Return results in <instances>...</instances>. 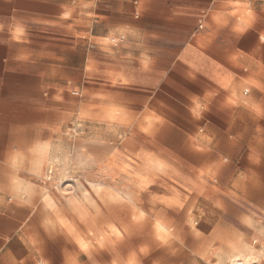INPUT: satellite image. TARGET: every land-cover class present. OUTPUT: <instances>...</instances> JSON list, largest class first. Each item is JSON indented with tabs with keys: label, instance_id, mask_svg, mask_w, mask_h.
<instances>
[{
	"label": "crops",
	"instance_id": "obj_1",
	"mask_svg": "<svg viewBox=\"0 0 264 264\" xmlns=\"http://www.w3.org/2000/svg\"><path fill=\"white\" fill-rule=\"evenodd\" d=\"M261 35L264 0H0V264H93L79 239L59 244L57 214L24 188L79 119L99 151L78 145L75 159L135 199L155 171L167 190L150 196L164 207L207 199L211 217L219 203L226 217L264 214ZM153 228L159 248L144 264H177L173 228L163 216ZM236 248L243 261L230 264L248 258Z\"/></svg>",
	"mask_w": 264,
	"mask_h": 264
},
{
	"label": "rangeland",
	"instance_id": "obj_2",
	"mask_svg": "<svg viewBox=\"0 0 264 264\" xmlns=\"http://www.w3.org/2000/svg\"><path fill=\"white\" fill-rule=\"evenodd\" d=\"M78 145L90 151H99L98 140L86 137L80 119L59 129L52 154L47 156L51 161L40 177L31 179L35 184L26 182L24 187L27 193L40 195L44 209L57 214L58 217L53 220L59 225L56 235L59 244L64 237L67 242L71 240L79 246V239L89 249L93 264H128L133 253L144 264L145 259L159 248L153 223L155 217L163 216L176 237L178 250L175 254L180 258L177 264H230L231 259L238 258L234 254L239 243L250 248L244 250L248 258L242 264H264V244L260 241L264 235L263 213L257 215L250 206L245 209L251 215L246 219L226 217V204L219 203L218 210H222L223 215L215 218L210 216L207 199L195 200L187 205L176 201L171 203L172 207H164L150 196L166 188L162 185L165 178L155 171L148 175L150 185L147 195L140 193L135 199L120 181L111 178L102 180L97 168L89 169L75 159L74 148ZM149 155L159 160L164 158L178 166L176 153L156 152ZM99 160L98 155L91 159L92 162ZM171 191L176 199L180 198L172 186ZM134 204H137L136 208L131 209ZM116 209L128 210L129 218L113 217ZM137 223L146 226L145 233H137ZM141 247L147 248V255L139 251Z\"/></svg>",
	"mask_w": 264,
	"mask_h": 264
},
{
	"label": "clouds",
	"instance_id": "obj_3",
	"mask_svg": "<svg viewBox=\"0 0 264 264\" xmlns=\"http://www.w3.org/2000/svg\"><path fill=\"white\" fill-rule=\"evenodd\" d=\"M226 23V22H225ZM241 33H244V29L241 28L239 29ZM260 40L261 42H264V35H261L260 36ZM198 98L199 97H196V96H193L191 99H192V105L193 107H191L190 111L192 113V116L196 119V120H200L202 118V110H201V107H200V103H198ZM139 251L141 253H144L145 255H147V248L146 247H141L139 249ZM128 264H142V261H140L135 253H133L129 260H128Z\"/></svg>",
	"mask_w": 264,
	"mask_h": 264
},
{
	"label": "bare ground",
	"instance_id": "obj_4",
	"mask_svg": "<svg viewBox=\"0 0 264 264\" xmlns=\"http://www.w3.org/2000/svg\"><path fill=\"white\" fill-rule=\"evenodd\" d=\"M233 264H236V263H233ZM238 264H242V262H239Z\"/></svg>",
	"mask_w": 264,
	"mask_h": 264
},
{
	"label": "snow or ice",
	"instance_id": "obj_5",
	"mask_svg": "<svg viewBox=\"0 0 264 264\" xmlns=\"http://www.w3.org/2000/svg\"><path fill=\"white\" fill-rule=\"evenodd\" d=\"M240 31V30H239ZM255 163H258V161H254Z\"/></svg>",
	"mask_w": 264,
	"mask_h": 264
}]
</instances>
